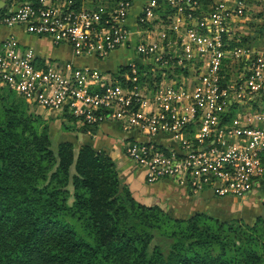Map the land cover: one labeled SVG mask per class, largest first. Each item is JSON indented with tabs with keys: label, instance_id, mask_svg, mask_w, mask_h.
I'll return each mask as SVG.
<instances>
[{
	"label": "built area",
	"instance_id": "2783aa9c",
	"mask_svg": "<svg viewBox=\"0 0 264 264\" xmlns=\"http://www.w3.org/2000/svg\"><path fill=\"white\" fill-rule=\"evenodd\" d=\"M37 1L33 7L4 0L0 25H22L55 45H68L74 55L99 59L135 39L133 48L154 82L139 85L144 74L133 62L126 64L130 76L122 75L128 86L88 65L38 66L31 49H17L7 37L0 44V85L38 110L67 111L77 127L109 119L141 133L148 140L127 143L124 152L148 182L171 178L193 194L211 190L243 199L264 178V58L226 42L236 31L230 26L245 21V0H215L208 10L199 9L197 0H148L139 18L154 29L147 37L126 24L129 0H81L77 7L73 0ZM159 1L170 9L163 19L153 11ZM171 40L180 53L168 49ZM176 71L193 77L189 92L182 81L173 86L164 80ZM230 102L237 109L226 119Z\"/></svg>",
	"mask_w": 264,
	"mask_h": 264
},
{
	"label": "trees",
	"instance_id": "16d2710c",
	"mask_svg": "<svg viewBox=\"0 0 264 264\" xmlns=\"http://www.w3.org/2000/svg\"><path fill=\"white\" fill-rule=\"evenodd\" d=\"M197 2L203 10L213 4ZM153 11L163 19L170 9L159 1ZM235 39L231 33L227 47ZM123 74L130 76L126 65L111 73L128 86ZM145 76L139 80L151 85ZM27 109L0 86V264H264V202L251 221L203 212L172 218L138 203L104 151L57 140ZM57 117L63 131L97 125L77 127L67 111Z\"/></svg>",
	"mask_w": 264,
	"mask_h": 264
},
{
	"label": "crops",
	"instance_id": "0c3cea01",
	"mask_svg": "<svg viewBox=\"0 0 264 264\" xmlns=\"http://www.w3.org/2000/svg\"><path fill=\"white\" fill-rule=\"evenodd\" d=\"M44 1L47 2L48 0ZM90 1L83 0L85 3H90ZM129 1L131 6L126 20L128 28L132 32L140 31L141 37L150 36L154 32L153 27L146 22L142 23L139 21V18L143 15L141 9L148 0ZM245 3L246 17L243 23L246 24V28L235 31L238 33V39L234 40L237 42V45L233 47L247 49L252 53L260 52L264 58V19L262 17L261 21L257 19V17L261 16L260 12L262 11L260 9L264 8V0H245ZM247 35L246 40L242 41L241 37ZM7 37H11L15 41L17 49H31L35 55V63L38 66L46 62L63 63L70 61L74 65H88L92 68L108 72L111 75L120 66L133 62L139 72H142L144 75L146 73L145 78L154 82L153 71L148 66H145L146 64L136 54L133 46L129 44L111 51L106 58L99 59L93 55H74L68 45H55L45 36L26 32L24 27L19 24L10 27L0 25V44ZM231 71L228 70L230 73ZM111 76L114 77V75ZM228 76L230 79L233 77V74H229ZM164 80L173 86L178 85L182 81V89L188 92L193 88L194 83L193 77H187V72L184 71H176L173 76L166 77ZM138 84L143 85L144 82L139 80ZM236 109L235 103H228L224 113L226 119ZM42 111L44 114L51 116V118H55L58 114L55 111ZM56 131L58 132V129ZM60 134L61 137L58 140L70 141L75 145L82 142L89 143L94 149L104 151L115 163L120 178L127 184L133 198L138 203L146 206H158L165 214L172 218H187L196 212H203L219 218L240 216L251 221L258 215L260 207L264 202V178L255 180L251 190L243 199L231 196H210L205 192L206 190L193 194L189 191L186 183L180 184L171 178H162L153 182L146 181L145 170L135 165L126 156L124 147L127 143L144 141L148 140V138H145V136L137 131L121 129L116 121L103 119L97 123L92 132L82 133L80 136L77 135L78 132L63 130L60 131ZM155 140L161 142L162 145L167 143L158 137Z\"/></svg>",
	"mask_w": 264,
	"mask_h": 264
},
{
	"label": "rangeland",
	"instance_id": "374dc122",
	"mask_svg": "<svg viewBox=\"0 0 264 264\" xmlns=\"http://www.w3.org/2000/svg\"><path fill=\"white\" fill-rule=\"evenodd\" d=\"M262 12H260L261 13V16L260 17H257V19L258 20H260L261 21V17L264 19V8H262V9H260ZM262 19V20H263ZM246 24H244V23H237V24H232L231 26H230V28H232V29H235L236 31H238V30H241V29H245L246 28V26H245ZM248 29H249V27H248ZM160 32H161V29H160ZM157 35H159V34H157ZM134 41H135V39H132L131 41H130V44L129 45H132L133 46V44H134ZM168 49H170L172 52H174L175 54H177V53H180L179 52V50H180V45L178 44V43H175V41L174 40H171V42H169V44H168ZM50 63V66H55V64L56 63H54V62H49ZM146 70V69H145ZM236 70V69H235ZM156 74H157V71H156ZM0 86H2V85H0ZM12 93L16 96L17 94L14 92V91H12ZM27 112L28 113H31V114H33V115H38V116H40V118H41V120H42V122H43V125H47L48 127H50L51 129H52V131L54 132H56L54 135H55V138H57V140H58V138H60L61 137V134H60V131L62 130L61 129V126H60V122H61V120L60 119H58V117L56 116L55 118H51V116H49L48 114H44L43 113V111L41 110H38V109H36L35 107H32V106H29L28 105V109H27ZM58 129V132L56 131ZM60 129V130H59ZM77 143V142H76ZM74 144V143H73ZM75 145V144H74ZM76 146H77V144H76Z\"/></svg>",
	"mask_w": 264,
	"mask_h": 264
},
{
	"label": "water",
	"instance_id": "95a60500",
	"mask_svg": "<svg viewBox=\"0 0 264 264\" xmlns=\"http://www.w3.org/2000/svg\"><path fill=\"white\" fill-rule=\"evenodd\" d=\"M3 1L4 0H0V7H2V5H3ZM82 133L81 132H79L77 135L78 136H80ZM207 194H209L210 196H213L214 194L212 193V191L211 190H206L205 191Z\"/></svg>",
	"mask_w": 264,
	"mask_h": 264
}]
</instances>
